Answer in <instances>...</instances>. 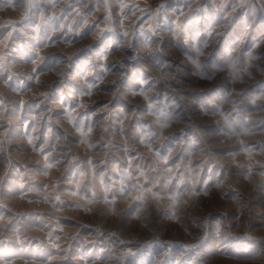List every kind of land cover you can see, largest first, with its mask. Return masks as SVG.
Returning a JSON list of instances; mask_svg holds the SVG:
<instances>
[{
	"label": "rangeland",
	"instance_id": "obj_1",
	"mask_svg": "<svg viewBox=\"0 0 264 264\" xmlns=\"http://www.w3.org/2000/svg\"><path fill=\"white\" fill-rule=\"evenodd\" d=\"M0 264H264V0H0Z\"/></svg>",
	"mask_w": 264,
	"mask_h": 264
}]
</instances>
